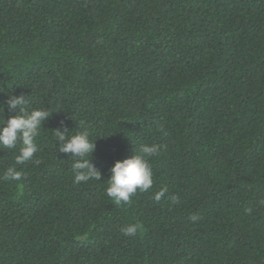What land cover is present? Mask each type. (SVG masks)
I'll return each mask as SVG.
<instances>
[{"label": "trees", "instance_id": "1", "mask_svg": "<svg viewBox=\"0 0 264 264\" xmlns=\"http://www.w3.org/2000/svg\"><path fill=\"white\" fill-rule=\"evenodd\" d=\"M0 91L53 111L39 163L0 148L23 173L0 179V264H264V0H0ZM82 127L102 176L77 184L55 129ZM141 144L164 146L153 186L117 206Z\"/></svg>", "mask_w": 264, "mask_h": 264}, {"label": "clouds", "instance_id": "2", "mask_svg": "<svg viewBox=\"0 0 264 264\" xmlns=\"http://www.w3.org/2000/svg\"><path fill=\"white\" fill-rule=\"evenodd\" d=\"M3 92V91H0ZM27 96L24 94L8 95L3 105H0V113L4 106H7L10 115L6 120L2 115L0 119V148L19 147L18 154L15 156L16 164L26 162L39 163L35 160V154L39 151L35 143L36 137L40 134L42 124L49 119L53 111L43 108H28ZM68 131L55 129L56 138L60 141L58 149L62 153L70 154L73 158L71 168L74 175V183H87L89 181H100L101 171L91 163V157L95 150L94 140L90 139V134L86 127L81 131L75 132L71 136ZM162 145L141 144L138 149H134V154L123 160H116L109 169L107 178L106 195L111 198L117 206L121 203L128 204L131 197L139 192H146L153 186V169L149 160L151 157L160 153ZM23 173L15 167H9L0 176L4 181H20ZM167 187L161 188L154 193V199L159 201L166 193ZM175 197L173 200L175 201ZM260 203L264 204V201ZM246 213L251 214L253 209H245ZM143 229V225L132 223L126 225L122 232L125 236H135L138 231Z\"/></svg>", "mask_w": 264, "mask_h": 264}]
</instances>
